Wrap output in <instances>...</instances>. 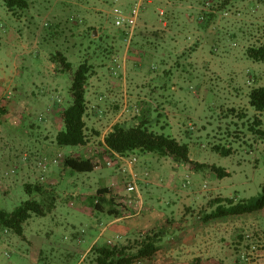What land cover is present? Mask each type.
<instances>
[{
	"label": "rangeland",
	"instance_id": "374dc122",
	"mask_svg": "<svg viewBox=\"0 0 264 264\" xmlns=\"http://www.w3.org/2000/svg\"><path fill=\"white\" fill-rule=\"evenodd\" d=\"M225 1L28 0V8L9 11L0 0V210L11 212L29 199L27 184H42L56 200L46 217L27 222L24 238L0 228V264H94L95 240L96 248L126 247L134 255L147 237L157 251L134 264H193L209 256L207 247L224 259L220 264H264V210L232 216L218 209L221 204L226 210L228 199L238 204L259 198L264 185V135L257 133L264 132V112L250 107L248 98L253 88L264 86V62L246 57L249 47L264 44V0H232L222 7ZM115 5L125 14L139 6L131 36L115 25ZM59 52L71 62L70 71L53 62ZM86 61L95 72L90 82L96 78L115 88L100 97L105 111L94 106L107 125L114 119L126 128L149 121L152 131L188 144L194 161L229 173L220 178L207 168L175 167L170 159L135 152L139 163L152 160L148 173L162 174L155 188L177 186L180 200L154 207L145 200L140 175V210L125 205L134 197L127 191L112 196L124 219L140 218L141 224L146 214L155 218L124 245L115 232L99 237L109 218L102 215L99 224L90 217L97 212L96 187L82 190L76 201L67 194L78 185H67L73 178L65 176L63 161L47 164V172L40 166L59 154L70 156L55 149L39 153L36 144H54L61 109L72 103V75ZM176 93L182 101L174 104ZM87 135L101 150V141L89 130ZM215 146L231 148L232 154L222 156ZM75 152L71 156L93 154ZM97 160L105 174L117 169L106 165L107 156ZM129 174L117 179L122 190ZM88 224L97 227L88 231Z\"/></svg>",
	"mask_w": 264,
	"mask_h": 264
},
{
	"label": "trees",
	"instance_id": "16d2710c",
	"mask_svg": "<svg viewBox=\"0 0 264 264\" xmlns=\"http://www.w3.org/2000/svg\"><path fill=\"white\" fill-rule=\"evenodd\" d=\"M232 0H226L222 7H226ZM5 5L9 11L15 9L28 8V0H5ZM207 15V14H206ZM208 19L213 18V14H208ZM206 17H202L205 20ZM246 57L253 62H264V44L251 46L246 50ZM53 62H60L65 71L72 69L71 62L61 52L53 56ZM94 68L87 61L82 62L75 73L72 75L70 95L72 103L67 108H63L60 113L62 129L55 137V143L59 148L66 147H85L89 140L86 129L85 117L88 110L87 103V86L94 75ZM249 105L256 112H264V86L253 88L249 93ZM258 124V122H257ZM257 133L264 135V132L257 130ZM100 148V146H99ZM101 150H96L95 154L85 156H67L63 161L65 169H69L73 173H90L99 167L98 157H112L113 153L129 158L135 152L151 153L160 159H170L176 164H184L193 166L195 169H210L217 174L218 177L224 178L229 173L216 165H206L193 162L190 158V147L186 143H182L172 136L158 134L152 131L149 127V121L142 120L139 123L126 128L123 124L113 126L111 132L107 134L104 144H101ZM213 150L222 156L232 154L231 148H223L215 146ZM189 182V181H188ZM186 186V184H184ZM25 191L29 199L23 201L13 211L8 212L0 210V228L10 231L24 238V230L27 222L33 217H46L56 207V200L52 194H49L42 184H27ZM107 190H99L95 196H98L97 203L94 204V209L97 212H103L107 202L104 196ZM111 204L115 200L112 196L109 197ZM221 201V200H219ZM228 207L219 204L218 209H224L222 215H244L257 213L264 210V185L262 194L257 199H251L247 202L234 204L232 199H228ZM110 204V205H111ZM109 215L113 218L123 217L122 211L116 206L108 210ZM219 215V216H222ZM154 239L145 238L139 247L136 254L130 255L127 253L126 247H109L102 246L92 248L97 258L95 264H134L135 260L149 258L157 251ZM140 261V260H139ZM193 264H205L200 259L195 260ZM212 264V263H209ZM217 264V263H215Z\"/></svg>",
	"mask_w": 264,
	"mask_h": 264
},
{
	"label": "crops",
	"instance_id": "0c3cea01",
	"mask_svg": "<svg viewBox=\"0 0 264 264\" xmlns=\"http://www.w3.org/2000/svg\"><path fill=\"white\" fill-rule=\"evenodd\" d=\"M89 83L87 86L86 98H87V103H89V101H91L93 103L91 104L92 105L91 109H89V105H88V110H87V114L85 117L86 129L89 130L93 134L92 138L94 137L95 139H98L97 141H101V144L103 145L105 137L107 136V134L109 132L112 131L113 126L116 124H123L122 123L123 121L114 119V121L111 124L107 125V123L109 121L108 120H106L107 122L105 121V114L104 113L100 114V112L105 111V110H103V109H105L103 107V103L98 104V102L100 101V97L104 95L103 92L104 93L105 92L110 93L115 88H112V86L111 87L106 86V88H105L103 86V84L96 78L92 82L89 81ZM175 89L176 88L174 87V90ZM91 95L93 96V98L89 97ZM176 96H177V100L175 102H173L174 104L182 101V100H180L181 98L179 99L181 94L176 93ZM98 97H99V99H98ZM163 97H165V96H163ZM163 102L169 104V102L167 100H163ZM97 104L100 106L102 111L100 109L98 110V109L94 108V106ZM62 109H61V111H62ZM61 129H62V122L60 120L58 132ZM57 133H56V135H57ZM56 135H55V137H56ZM88 139H89V137H88ZM53 141H54V144H51L50 146H48L46 143L36 144L39 153L45 154L46 152H52V150H54V149L56 150L55 152H61V153H64L66 155L67 154L71 155L70 153H72V152L74 153V151L79 152V153L82 152L85 154V150H87V149H90L91 151H93V154H95V152H96V149H94L96 145H94L95 141L93 142V140H90L88 142L87 146H85V147L73 148L74 151L73 150L67 151L65 148H59L55 143V138ZM131 157H135V154L134 153L131 154L129 158H131ZM191 160L193 162L199 163L198 161H194L192 158H191ZM170 161H172V160H170ZM151 162H152V160L150 158L147 161H145L144 163L137 162L134 166H132L131 169H129L128 167L122 168L121 166H116L115 168H117V169L116 170L111 169V173H109V174H105L104 172H102V169H100V167L95 169L93 172H90V173H73L69 169H66L65 176L70 175L73 178L71 181H68L69 184L67 183V185L73 186V187H76L78 185L76 188L77 190L75 192L68 193L67 195L74 196L73 199L76 200L77 199L76 197L84 195L83 194L84 190H85V192H87V191H91L94 187H96L97 192H95V193L93 192L94 195H96L99 190L105 189V190H107V192L105 193L104 196H107L106 200L109 203L108 205H110L112 203L111 200L109 199L110 196H114V195L117 196L118 194H116V193H119V195H123L122 193H126L125 192L126 190L121 189V186L118 184L117 179L121 178L124 175V173L134 172V173L140 175V181L142 180L141 183H144V187L147 188V190L144 191L146 193V196H147L145 198L146 202L152 203L151 205H154V207H157L155 205V203H157V202L162 207L174 205L177 200H180V198H179L180 196H176L177 195V193H176L177 192L176 191L177 186L174 187V185L173 186L169 185V186L164 187V189L155 188V186L160 185V183H158L156 181H157V179L161 178L162 174H160V173H154V174L151 173L150 174L147 172V168L151 164ZM173 163L176 165L175 167H177L178 165H181V164H176L175 162H173ZM199 164H203V163H199ZM182 165L184 166V164H182ZM189 167L193 168V166H189ZM152 188H154L155 190H152ZM81 199H82V197H79L77 200H81ZM114 202H115V200L113 201V203ZM110 206L112 209L113 205L111 204ZM106 212L104 210L103 212L91 213L90 217L94 221L99 222V224H103L104 220L101 219V217H102V215H106V217L109 218V223L106 224L105 227H103V229L99 233V237H103V235L108 231H111L112 233L115 232L117 234L115 236L116 240L118 241L119 239H121V241H118V243H120L119 245H124L125 240L132 237V235L136 229L141 230L142 227L145 228L149 223L152 222L153 219H155L154 216L152 215V213H150L151 217H152L151 219L149 218L150 215L148 216L146 214L142 218L145 223L142 221V223L139 224L140 221L139 222H137V221L140 218H136V219H132V218L124 219V217H121V218H115L114 217L113 218V217H111V215H109L108 211H106ZM111 218H113V219H111ZM148 218H149V220H148ZM96 227H97V225H95V224H88V225H85L84 228L86 230L90 231V230L96 229ZM93 246H96V240L93 242V245L90 248H92ZM206 251L208 252L209 256H207V255L198 256V257H200L201 260H203V262H205V264H209V263L220 264V263L224 262V259L214 258L209 252V247L206 248ZM82 259L84 260V257ZM204 259H210V261H208V260L206 261ZM237 260L241 261L240 256H237ZM94 264H95V262H94Z\"/></svg>",
	"mask_w": 264,
	"mask_h": 264
},
{
	"label": "built area",
	"instance_id": "2783aa9c",
	"mask_svg": "<svg viewBox=\"0 0 264 264\" xmlns=\"http://www.w3.org/2000/svg\"><path fill=\"white\" fill-rule=\"evenodd\" d=\"M117 2L118 0H115V3ZM139 13H140L139 6H134L127 14H125L123 10L120 7H118V5H115L113 7L115 25L118 28H122L130 32V36H131V33L134 31L137 25ZM62 159H64L63 156L59 154V156L53 159L52 162L48 163L44 161L40 163V166L42 167L43 172H47V168H48L47 166L49 164L58 165ZM108 159L109 160L106 161V165L109 167L121 166L122 168L128 167L129 169H131L132 166H134L138 162L137 158L135 157L126 158L116 153H113L112 157H108ZM129 173L131 180L127 182L126 191L130 196H134V197L132 200H129L125 205L128 207L138 208L140 210L142 207V199L141 196L139 195V188H138L139 175L134 172H129ZM187 184H189V182H187L186 185ZM97 202L98 201H96V203Z\"/></svg>",
	"mask_w": 264,
	"mask_h": 264
}]
</instances>
